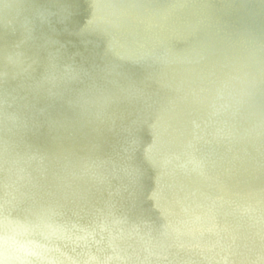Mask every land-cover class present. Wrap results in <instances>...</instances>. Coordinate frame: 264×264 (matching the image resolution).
Segmentation results:
<instances>
[{"label":"water","instance_id":"water-1","mask_svg":"<svg viewBox=\"0 0 264 264\" xmlns=\"http://www.w3.org/2000/svg\"><path fill=\"white\" fill-rule=\"evenodd\" d=\"M0 36V206L61 227L73 264H264V137L201 103L264 48V0H0Z\"/></svg>","mask_w":264,"mask_h":264},{"label":"clouds","instance_id":"clouds-1","mask_svg":"<svg viewBox=\"0 0 264 264\" xmlns=\"http://www.w3.org/2000/svg\"><path fill=\"white\" fill-rule=\"evenodd\" d=\"M17 2L23 5L25 0ZM101 8L104 15L111 17V23H119L122 5L105 4ZM142 47H127V51L143 57L147 53L141 51ZM244 66L245 75L225 94L209 82L201 103L211 107L213 115H221L225 119L244 116L250 121L251 134L261 138L264 137V109L253 110L252 97L254 89L264 85V48L247 53ZM168 151L169 143L162 139L159 156L164 164L167 163ZM32 216L24 219L13 217L8 201L0 206V264H73L72 258L64 251L69 235L61 227L43 219L39 211Z\"/></svg>","mask_w":264,"mask_h":264},{"label":"bare ground","instance_id":"bare-ground-1","mask_svg":"<svg viewBox=\"0 0 264 264\" xmlns=\"http://www.w3.org/2000/svg\"><path fill=\"white\" fill-rule=\"evenodd\" d=\"M83 16L86 17V18L91 19V18L94 16V13H93V11H89L88 14H83ZM1 38H2V37L0 36V39H1ZM33 130H34V129L31 127V128H30V131H33ZM90 134H91V137H93V138H96V137H97V133L94 132V131L90 132ZM126 140H128L132 145L137 146V147H139V148L147 149V148L150 147V144H149V142H148L147 140H140V139H138L137 137H132V136H127V135H125V141H126ZM109 151H110V154H113V153L115 154V153H117V152H116L114 149H112V148H110ZM148 163H149V165H152V164H153L152 161H151V158L149 159V162H148ZM28 166H29V165H28ZM233 167H235V166H233ZM14 170H15V172H17L18 174L21 173V174H23V175H28V174H29V171H30V167H29V169H28L27 166L22 167V168H14ZM236 172H237V169H236V171L233 172V173H236ZM22 185L29 186V185H31V183L27 180V181L22 182ZM230 249H231V251H233V252H236V251H237V247H235V246H231ZM251 249H252V250H259V249H260V251L264 254V248H259V246H258L257 244L252 245V246H251ZM243 251H245V249H243ZM208 258H209V257L201 258L200 261H206V260H208ZM231 261H233V258H227V257H225V258L221 259L219 263H220V264H228V263L231 262Z\"/></svg>","mask_w":264,"mask_h":264}]
</instances>
